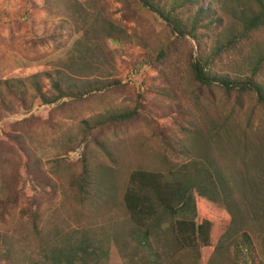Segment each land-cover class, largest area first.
Listing matches in <instances>:
<instances>
[{
	"label": "rangeland",
	"instance_id": "rangeland-1",
	"mask_svg": "<svg viewBox=\"0 0 264 264\" xmlns=\"http://www.w3.org/2000/svg\"><path fill=\"white\" fill-rule=\"evenodd\" d=\"M73 1L0 0V83L20 81L29 92H33L35 84L43 92L48 91L50 76L64 85L120 80L123 86L94 93L82 101L63 99L54 105H34L30 110L15 108V112L0 116V163L3 164L2 156L8 160L6 163L3 159L5 166L0 167V179L9 182L8 188L5 187L7 193L16 191L14 203L0 224V257L9 253L20 258L19 261H26L27 254L21 253L26 249L32 253L40 246L54 248L50 252L55 253L58 245L55 241L65 232L91 230L92 236L107 234L120 242L117 245L115 240L105 238L108 243L104 264H125L119 249L125 245L128 250L133 249L132 257L127 256L126 262L135 264L141 248L130 240L132 228L121 204L130 169L138 164L144 169L173 168L192 158L207 160L227 180L231 187V211L235 215L233 225L227 220V227L230 225L238 240L247 235L257 251L256 236L264 231V202L253 199L256 191L264 196V108L251 93L232 94L226 99L220 90H213L210 96L206 90H196L188 83L184 67L175 61L174 55L159 66L146 65L148 50H156L168 36L166 24L157 14L141 7L138 0H87L102 21L113 24L114 36L109 38L103 34L95 43L96 61L83 56V67L66 69L60 62H65L67 53L80 37L68 16L65 13L63 16V7ZM76 1L83 3L84 0ZM155 1L169 4L172 0ZM202 4L204 7L210 4L218 11L233 9V5L238 10L245 8L246 1L205 0ZM212 41V37L207 39L209 50L213 47ZM186 42L195 51V45L189 39ZM262 49L264 34L255 35L242 47V56L223 59L216 72L240 80L243 78L240 61L250 57L252 51ZM261 79L264 81V76ZM138 94L143 97L144 108L134 124L118 130L92 132L80 147L93 169L91 188L84 201L76 198L77 193L70 186L80 171L77 153L43 157L37 161L38 168L30 160L32 169L28 173L18 166V159L9 157L11 146L21 145L15 142L14 135L26 150L34 152L38 143L47 152L55 143L61 144L62 150L69 139H81L83 120L93 124L102 116L132 109ZM68 102L67 109L54 112L57 105ZM32 116L37 118L30 119L29 123L22 121ZM207 119L210 126H216L215 133L199 129ZM189 125L193 127L190 131ZM9 131L12 140L7 141L5 133ZM97 142L107 144L114 154V162L105 158ZM164 143H170L171 148H165ZM245 143L248 150L242 147ZM3 196L1 181L0 199ZM192 197L195 205L197 194ZM211 203H204L206 213L215 203L224 205ZM199 215H196L198 222L202 220ZM119 229L116 235L115 230ZM156 231V239L151 238L149 243L151 250L143 251L145 259L152 253L159 255L165 264H206L201 256L204 261L213 259L211 264H244V247H240V255L235 253L233 245L222 250L227 256L224 261L216 259L212 249L202 248L200 244L196 250H183L176 253L178 257L168 258L167 253L174 250L170 232L166 235L158 228ZM257 256V262H264L260 252ZM0 264L11 263L2 259Z\"/></svg>",
	"mask_w": 264,
	"mask_h": 264
},
{
	"label": "trees",
	"instance_id": "trees-1",
	"mask_svg": "<svg viewBox=\"0 0 264 264\" xmlns=\"http://www.w3.org/2000/svg\"><path fill=\"white\" fill-rule=\"evenodd\" d=\"M204 1L172 0L169 4H161L155 0H138L141 7L157 14L166 24L168 36L165 42L156 46V50H148L146 65L159 66L167 57L174 55L175 61L183 65L188 83L196 90L204 92L206 90L209 96L213 90H220L226 99H230L232 94L251 93L254 95L256 103L264 108V81L261 79L264 76L263 49L252 51L250 57L246 58L245 56L240 61L243 73V78L240 80L230 78L226 74L219 75L216 72L223 59L229 56L232 58L242 56V47L255 35L264 34V0H245L244 9L236 10L233 5L231 6L233 9L227 7L220 11L211 7L210 4L204 7L202 4ZM63 8V16L64 13L68 16L75 32L80 34L77 42L67 53L65 62H60V65L62 64L66 69L73 70V67L81 68L85 65L83 56L90 57L89 61H96L95 43L102 39L103 34L112 38L115 28L113 24L102 21L101 17L92 11L87 0H84L83 3L74 0ZM62 23L66 24L65 20ZM211 37L213 38V47L209 50L207 39ZM186 39L195 45V51L191 45H188ZM113 42L115 41L113 40ZM181 46L182 53H179ZM49 79L51 85L46 92H43L41 87L35 83L33 92H29L20 81L1 82L0 116L15 112V108L30 110L34 105H54L63 99H70L72 102L82 101L94 93L110 91L123 86L120 80H91L92 82H87L84 85L73 86L64 85L62 81L54 80L52 76ZM142 98L138 94L132 109L102 116L101 120L95 121L93 124L88 120H83L81 139L75 138V141L69 139L62 150L60 149L61 144L57 143L54 144V148H49L48 152L41 143L37 144L34 152L31 149L26 150L22 147L20 138L14 135L15 142L21 145L18 146L15 143L11 146L9 157L18 159L20 161L18 166L22 167L23 172L28 173V169H32L29 165L31 161H35L34 164L38 168L37 161L42 160L43 157H52L59 153L67 157L68 154L77 153L76 163L79 165L80 171L76 177H73L70 186L73 191H76V198L84 201L91 188L90 179L93 169L87 154L80 147L88 140L92 132L102 133L105 129L118 130L122 126L126 128L128 125L134 124L139 118L140 111L144 108L141 103ZM69 102L57 105L54 112L67 109ZM35 118L37 117L32 116L22 121L29 123L30 119ZM209 124L210 120L207 119L206 124L204 122L199 129L202 128L206 133H210V131L215 133L216 126L212 127ZM191 128L193 127L189 125L188 130L190 131ZM185 131L187 132V129ZM11 137L10 131L5 133V140H12ZM97 143L104 152L105 158L114 162L112 157L114 154L107 144L104 146L100 142ZM166 143H164L165 148H171V144L166 145ZM242 147L246 150L249 149L247 143ZM57 148L61 151L54 152L53 150ZM3 159L6 163L8 162L2 156L3 164L0 163L2 168L5 166ZM129 172L121 204L132 228L129 232L132 234L130 240L134 246H138L142 250H140L141 254L135 264H148L149 262L150 264H165L155 253V255L150 253L149 258L146 256V259L142 256L145 253H143L144 250H151L149 243L157 237L156 228L163 234L170 232L174 250L167 253L168 258H172L183 250H196L199 244L202 248L212 249L213 253L217 254L215 258L221 261L227 258L222 250L229 245H233L235 253L240 255L242 251L239 249L244 247L245 253H242L244 254L242 256L244 264H256L258 252L262 257L264 256V231L256 236V251L247 235H242L238 240L234 230H230V225H233L231 222L235 216L232 212V200L229 198L231 187L223 176L218 175L216 168L207 160L192 158L173 168L165 166L163 169H144L138 164ZM1 181H3L4 196L0 199V224L4 223V216L7 215L8 208L13 205L16 197V191L12 190L7 193L5 190V187L8 188L9 182L6 180L4 182L2 178ZM194 193L197 194L195 205L192 203L194 202L192 197ZM255 195L254 202H264V196H260L257 191ZM205 202H209L211 205V202H223L224 205L215 203L212 206L213 209L206 213L203 208ZM198 207L199 211H197ZM261 211L262 208L258 213ZM198 214L202 219L199 222L196 219ZM257 215L259 216V214ZM227 220L231 223L229 227H227ZM120 231L121 229L115 230V234L118 235ZM93 232L91 230L63 232L64 234L55 241L58 243L55 245V249L57 248L55 253L50 252L54 248L40 246L32 253H28V249L21 253L23 256L27 254L26 261H19L20 258L15 256L16 259L9 253L0 257V260L4 259L11 264H104L108 243L105 238L110 236L101 233L100 236L96 235L95 237L92 236ZM219 232L221 235H218ZM109 239L115 240L117 245L120 244L114 236ZM124 239L123 241H126V238ZM233 239L235 244H233ZM119 249L125 264H129L126 262V257H132L133 249L128 250L127 245L124 246V249L120 247ZM177 255L175 257H178ZM133 257L135 258V256ZM141 257L143 258L141 259ZM201 258L203 263L211 264L213 262V259L204 261L202 256ZM257 263L264 264V262ZM130 264L132 263L130 262Z\"/></svg>",
	"mask_w": 264,
	"mask_h": 264
}]
</instances>
